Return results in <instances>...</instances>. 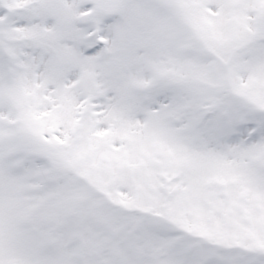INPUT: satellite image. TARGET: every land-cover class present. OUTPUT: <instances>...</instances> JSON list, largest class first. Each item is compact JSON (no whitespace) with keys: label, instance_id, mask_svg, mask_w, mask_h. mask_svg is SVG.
Instances as JSON below:
<instances>
[{"label":"snow or ice","instance_id":"snow-or-ice-1","mask_svg":"<svg viewBox=\"0 0 264 264\" xmlns=\"http://www.w3.org/2000/svg\"><path fill=\"white\" fill-rule=\"evenodd\" d=\"M0 264H264V0H0Z\"/></svg>","mask_w":264,"mask_h":264}]
</instances>
